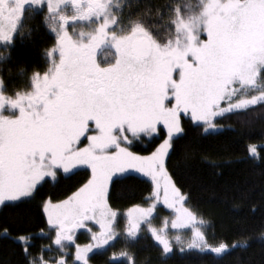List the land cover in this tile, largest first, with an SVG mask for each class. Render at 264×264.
<instances>
[{
	"label": "snow or ice",
	"instance_id": "obj_1",
	"mask_svg": "<svg viewBox=\"0 0 264 264\" xmlns=\"http://www.w3.org/2000/svg\"><path fill=\"white\" fill-rule=\"evenodd\" d=\"M69 3L72 15L64 11ZM28 5L51 14L54 40L46 70L31 75L28 90L9 93L0 76V207L34 198L43 183L61 174L70 178L81 166L90 169V177L66 199L42 202L56 257L45 259L41 252L33 258L30 234L14 237L29 264H69L72 247L71 264H90L88 254L120 234L110 187L139 174L151 180L152 195L147 206L129 210V240L144 225L162 246V257L174 246L217 255L246 247L251 237L244 233L231 243L206 239L202 229L208 221L191 207V195L177 186L179 178L174 181L168 167L185 132L183 116L215 134L221 128L217 117L264 108V0H201L195 8L175 0L166 18L157 9L168 26L164 36L157 35L164 25L149 24L143 15L125 24L112 0H0L4 59ZM70 21H88L91 30L70 32ZM102 47L114 50L103 64L97 60ZM146 139L154 150L138 154L134 149ZM248 151L264 164L255 144ZM158 203L173 210V229H193L186 245L179 235L173 243L167 220L160 228L153 225ZM79 229L91 234V243L76 242ZM0 232L10 235L6 226ZM119 257L135 264L127 251Z\"/></svg>",
	"mask_w": 264,
	"mask_h": 264
},
{
	"label": "trees",
	"instance_id": "obj_2",
	"mask_svg": "<svg viewBox=\"0 0 264 264\" xmlns=\"http://www.w3.org/2000/svg\"><path fill=\"white\" fill-rule=\"evenodd\" d=\"M183 1L192 3L193 8L199 4L198 0ZM169 2L144 0L142 12L153 22L164 25L157 9H162L166 18ZM45 25L41 12L26 19L14 46H10V54L0 64L3 68L0 75L9 93L28 90L31 75L46 70L49 62L46 53L53 44V37ZM160 34L164 36L166 29ZM217 123L221 125L218 133H205L183 116L185 132L170 154L168 171L174 181L179 178L177 186L191 195V207L208 221L206 239L210 243H231L244 233L251 237L247 246L220 255L175 249L174 253L162 257L161 247L145 234L137 242L121 241L115 248L116 251L129 249L131 253L134 250L135 264H264V236L260 235L264 231V164L258 158L254 161L248 151L249 146L255 144L264 155V108L256 105L247 111L225 114ZM134 150L138 154H149L154 145L146 139ZM89 177L90 170L86 168L75 171L70 178L62 174L57 181L43 183L34 198L2 207L0 227L6 226L10 235L0 232V264H29L22 242L14 238L21 233L31 236L29 251L33 258L38 259L43 252L48 259L52 254V248L48 247L52 244V235L42 202L66 199ZM151 192V182L139 176L137 180L111 187L109 202L114 209L123 211L147 203ZM110 254H96L91 259L95 264H115Z\"/></svg>",
	"mask_w": 264,
	"mask_h": 264
},
{
	"label": "rangeland",
	"instance_id": "obj_3",
	"mask_svg": "<svg viewBox=\"0 0 264 264\" xmlns=\"http://www.w3.org/2000/svg\"><path fill=\"white\" fill-rule=\"evenodd\" d=\"M200 2H201V0H200ZM102 60H104V62H105L107 60V58L106 57H103ZM218 118L219 117H217V119ZM141 155H148V154H141ZM83 168L88 169L86 166H81L80 168L74 170V172L77 171V170H79V169H83ZM88 170H90V169H88ZM139 176L142 177V178H144V179H146V180H148L149 182H151V180L149 178L143 176L142 174H139ZM151 184H152V182H151ZM110 189H111V187H110ZM110 189H109V193H110ZM151 195H152V192H151ZM149 197H148V202L145 203V204H141V206H147L148 205V203H149ZM53 202H56V201H53ZM1 208L2 207H0V210H1ZM131 208H127V209H125L123 211L122 210H116L115 209L117 211V213H118V215H117V223H118V226H119V232H120V234L117 235V237H116V239L114 241H111L110 242V245H106L102 249H99V250H95L94 249L92 252H90L88 254L89 255V259H90V264H95L92 261V259H91L94 255H96V254H98V255L99 254L100 255L101 254L109 255L110 253H111L110 254V256H111L110 258L113 259V263L117 264L118 262H123V261L128 262L124 258L119 257V253L121 251H127V252L131 253L129 249H123L121 251L120 250L119 251H116L115 250L116 246L121 241H126L127 243L128 242H134V241L137 242L145 234L150 235L153 238V240L155 241V239L151 235V233L145 230L144 225L141 226V229L142 230H141L140 234L138 235V237L135 240H129L127 238L126 232H125V228L127 226V221H128V212H129V210ZM165 212H167V213H165ZM45 216L47 218L46 213H45ZM153 217H154V219H153V225L155 227H157V228H160L166 220L168 221L169 226L167 228V232L169 234L170 239L173 241V243H174V237L176 235H179L181 237V239L185 242V245L187 244V242L190 239L193 238V229L192 228L173 229L171 227V221L175 218L174 212H173L172 209H169L167 206L163 205L162 203H158L157 204L156 211L153 213ZM97 229H98V226H96V228L94 230H97ZM206 229H207V225L202 229L205 232V234H206ZM52 241H53V236H52ZM76 242L79 243L80 245H84V244H87V243H91L92 242L91 241V234L89 232H87L86 229H79V230H77V232H76ZM155 243L159 247H162L161 245H159V243L157 241H155ZM51 248H52V254L50 255V257H56L58 255V252H57L56 246L53 243L51 244ZM175 249L179 250L178 247H175L174 246L173 253L175 252L174 251ZM74 253H75V248L74 247L70 248L69 253H68V256H67V260L69 261V264H71V260H72V258L74 256ZM113 254H116V256H114ZM131 254H132L133 259H134V254H135L134 253V250L132 251Z\"/></svg>",
	"mask_w": 264,
	"mask_h": 264
},
{
	"label": "flooded vegetation",
	"instance_id": "obj_4",
	"mask_svg": "<svg viewBox=\"0 0 264 264\" xmlns=\"http://www.w3.org/2000/svg\"><path fill=\"white\" fill-rule=\"evenodd\" d=\"M143 1L144 0H112L113 4H119L120 5V7L119 8H115L114 11H117L120 14V17H121V19L123 20V22L125 24H127V22L130 19H134V18H136L139 15H143L144 19L147 20L149 24H153L154 23L156 25H162V24H158V23L153 22L148 16L143 14V12H142ZM198 1L200 3V0H198ZM174 2H175V0H170V2L168 4H166V5L169 6L172 3H174ZM180 2L184 3L183 0L182 1L180 0ZM188 2H189V0H188ZM189 4H192V3H189ZM167 6H166V8H167ZM64 11L66 12V14L72 15L75 12V8L72 6L71 3H69V4L64 6ZM37 12H41L43 14L44 22L46 24L45 27H46L49 35L51 37H53V40H54V33L50 30V27H51V25L54 22H52V21H50V19H48V17H50L51 14H49L47 12L46 8L37 9V8H34L32 5L26 6L25 13H24V16L22 18V25H23V23H24V21L26 19H28L31 15H33V14H35ZM167 15H168V11L166 13V16ZM159 19H161V18H159ZM162 20L163 19H161V22H162ZM21 27L22 26L18 27V30H17V32H16V34L14 36V41L12 42V44L10 46H12V45L14 46V44H15V42L17 40V36H18V34L20 32ZM68 27H69L70 32H71V30L73 28H75L77 32H79L81 29H83L85 31L91 30V24L88 21H76V22H71L70 21ZM167 27H168L167 25L159 27L158 30H157V35L163 36V34H160V32H162L163 29H167ZM3 47H4V45L0 43V50H2ZM50 49H49V51H50ZM113 51L114 50L111 49V48L102 47L97 52V60L100 63H102V64L105 63L108 60H111ZM103 57L107 58V60L105 62H104V60H102ZM48 59L50 60V57H48ZM4 60L5 59L3 57H0V64H2L4 62ZM2 71H3V68L0 67V72H2Z\"/></svg>",
	"mask_w": 264,
	"mask_h": 264
}]
</instances>
